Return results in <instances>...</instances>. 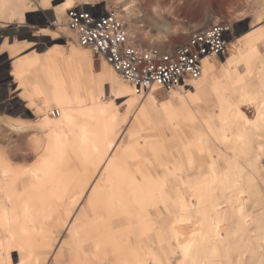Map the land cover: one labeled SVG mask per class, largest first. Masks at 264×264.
Masks as SVG:
<instances>
[{
    "label": "bare ground",
    "instance_id": "bare-ground-1",
    "mask_svg": "<svg viewBox=\"0 0 264 264\" xmlns=\"http://www.w3.org/2000/svg\"><path fill=\"white\" fill-rule=\"evenodd\" d=\"M56 1L0 0V25ZM92 4L56 8L66 48L0 49L18 88L0 108L26 104L0 117V264H264V26L190 88L137 93L68 29Z\"/></svg>",
    "mask_w": 264,
    "mask_h": 264
},
{
    "label": "rangeland",
    "instance_id": "rangeland-1",
    "mask_svg": "<svg viewBox=\"0 0 264 264\" xmlns=\"http://www.w3.org/2000/svg\"><path fill=\"white\" fill-rule=\"evenodd\" d=\"M98 1L100 4L94 5L116 11L126 22L129 32L128 16L123 10L132 7L133 17L130 19L136 25L133 39L137 44L145 47H164L166 44L169 47L177 46L184 43L192 33L206 29L215 23L230 27L232 40L242 38L264 26V22L255 20L256 6L253 0H187L189 2L187 7H185L186 0ZM62 3L63 0H58L52 2L44 10L39 8L36 11L26 12L25 21L22 24L0 25V49L6 39L9 44L25 46L21 52L26 55L34 51L45 54L58 48H66L68 45L66 33L55 25V10ZM12 63L13 59H10L8 53L0 55V101L9 98L10 94L18 89L11 77ZM96 63L99 64V60ZM162 93L165 94L164 91ZM126 100L122 98L117 102L123 107L125 105L123 102ZM25 106L26 104L20 101L14 106L15 108L12 107L8 111L0 108V117L24 118L21 115L25 111ZM244 110L250 117H253L251 110L247 108ZM25 119L33 120V117L28 115ZM248 210L252 214L260 212L253 206V202L248 206Z\"/></svg>",
    "mask_w": 264,
    "mask_h": 264
},
{
    "label": "built area",
    "instance_id": "built-area-1",
    "mask_svg": "<svg viewBox=\"0 0 264 264\" xmlns=\"http://www.w3.org/2000/svg\"><path fill=\"white\" fill-rule=\"evenodd\" d=\"M66 17L67 27L76 34L79 45L104 59L137 93L153 86L169 92L186 85L187 80L199 78L202 61L224 58L232 40L230 27L215 23L192 33L177 46L145 47L129 35L126 22L116 11L92 4L76 6Z\"/></svg>",
    "mask_w": 264,
    "mask_h": 264
}]
</instances>
